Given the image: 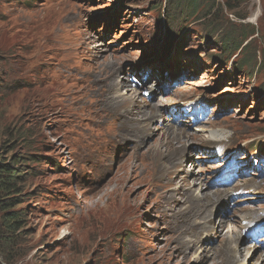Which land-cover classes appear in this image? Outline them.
<instances>
[{
	"label": "rangeland",
	"instance_id": "obj_1",
	"mask_svg": "<svg viewBox=\"0 0 264 264\" xmlns=\"http://www.w3.org/2000/svg\"><path fill=\"white\" fill-rule=\"evenodd\" d=\"M190 8L0 0V159L25 157L16 162L24 225L2 264H238L216 233L222 223L239 233V261L262 264L264 247L234 220L252 211L264 219V0ZM118 82L140 98L125 118L126 105L107 106L124 89ZM190 99L202 104L201 122L174 116ZM202 127L230 134L222 152L245 174L216 185L210 174L224 155ZM178 129L196 136L181 143ZM204 192L208 203L196 196Z\"/></svg>",
	"mask_w": 264,
	"mask_h": 264
},
{
	"label": "trees",
	"instance_id": "obj_2",
	"mask_svg": "<svg viewBox=\"0 0 264 264\" xmlns=\"http://www.w3.org/2000/svg\"><path fill=\"white\" fill-rule=\"evenodd\" d=\"M170 1V0H168ZM199 0H191V8L197 7ZM190 9H186V12H190ZM168 16V6L165 5L163 16ZM248 42H243L237 45L236 52L243 53L247 50ZM223 53H229L231 48L228 45H223L221 48ZM211 56H216L212 55ZM244 57L240 58L241 64L239 68L243 67ZM264 62L260 61L259 67L264 66ZM137 79V78H136ZM1 136V135H0ZM1 158V156H0ZM25 160V157L17 155L13 157L12 162H8L7 159H0V253L6 260H11V255L14 251V243L16 241V233L23 228V215L20 214L19 209L16 207L21 205V188L19 186L21 180V170L16 166V162ZM0 264H2L0 262Z\"/></svg>",
	"mask_w": 264,
	"mask_h": 264
},
{
	"label": "bare ground",
	"instance_id": "obj_3",
	"mask_svg": "<svg viewBox=\"0 0 264 264\" xmlns=\"http://www.w3.org/2000/svg\"><path fill=\"white\" fill-rule=\"evenodd\" d=\"M255 16V14L252 15V18ZM110 62V61H109ZM107 62L106 65L107 66H110V63ZM106 66V67H107ZM68 70L67 69H63L62 71H60L62 74L66 73ZM170 78L173 77V75L169 76ZM168 80V78H167ZM169 81V80H168ZM120 85L121 89L124 88L122 90V92H115V94L113 95L114 97L111 98L108 103H107V106H112L111 109L114 110L113 108H116V106L119 108L122 104L123 105H126L127 108H124L123 109V113H122V116L125 118V117H128L130 116V111L128 110L129 106L130 105H135V102L140 99L137 95H138V92L135 90H132L130 88H127L126 85L124 83H119L118 82V86ZM163 88V87H162ZM162 88L160 89L161 92L162 91ZM156 93H153L152 96H155ZM199 97V96H198ZM197 97V98H198ZM109 98H107L108 100ZM151 99V98H150ZM149 99V100H150ZM149 103H146L144 105L148 106ZM127 109V110H126ZM177 111H179V109H177ZM175 112V111H174ZM179 113H183L182 111H179ZM137 114H133L134 116L131 117L128 121L132 120V119H135V118H138L137 117ZM190 115H192L191 113H189ZM125 121V119L123 120ZM179 131L177 130H173V133H172V137H175L176 139H179V140H184L182 141L181 143H184L187 141V139H189V137L193 136L195 137L196 136V133H185L183 132L184 130L183 129H178ZM183 130V131H182ZM119 133V132H118ZM202 135V138H204L207 143H212V144H222L228 137L230 134H228L225 130L221 129V128H213V127H202L201 128V134ZM229 141V140H228ZM155 155V154H154ZM156 155H160V152H159V149L156 151ZM207 157V154L206 156ZM220 164L216 165L217 167L219 166ZM216 174V171L215 172H212L210 175V177L214 178V175ZM257 175L256 173H252V175ZM160 176L162 175H154V177L151 179V180H156V179H162L160 178ZM240 180V179H239ZM247 180V179H246ZM245 181V180H244ZM245 182H243L244 184ZM162 185L165 184L164 183H161ZM198 184V183H197ZM202 184V183H201ZM246 184V183H245ZM167 185V183L165 184V186ZM209 185V183H208ZM211 185V184H210ZM200 186V185H199ZM189 190H190V194H191V191H192V186H189L188 187ZM201 188V187H200ZM219 194L220 193H224L226 194V191L223 190L221 192H218ZM218 193H216L218 195ZM215 194V195H216ZM213 195V194H212ZM197 197L201 198L202 200H204V203H208L209 202V199H208V193H201V194H196ZM195 196V197H196ZM211 196V194L209 195ZM171 197V196H170ZM174 197V195H173ZM217 197V196H216ZM169 198V197H168ZM213 198V197H212ZM174 199V198H173ZM258 212H246V213H241L240 215H238L237 218H235L234 222H238V220L240 219V221H255V220H258L260 219L261 217L258 215ZM257 216V217H256ZM238 219V220H237ZM219 224V223H218ZM245 228V227H244ZM219 229V230H218ZM216 230V233L217 234H222L223 235L225 234V240L227 241H230V250L233 249L234 251L236 250L237 252V256H236V259L237 261L235 262H238V264H246L244 261H239V258L237 257H241V249L239 248V241L237 240V237L239 236V233L238 231H236L235 227L233 224H220L219 225V228ZM214 230H215V227H214ZM216 234V235H217ZM247 236V235H246ZM244 238V236H242ZM249 239V238H248ZM243 241V240H242ZM264 242V239L262 240ZM201 246V245H200ZM257 246V245H255ZM199 247V246H198ZM245 248L247 246H244ZM262 247V246H261ZM208 248V247H207ZM259 248H260V245H259ZM263 248V247H262ZM206 249V248H205ZM211 249V248H210ZM240 252V254H239ZM215 254V253H214ZM214 254H212V258L214 257ZM206 256V255H205ZM214 259V258H213ZM212 259V260H213ZM259 260H261L260 263L264 264L263 260H264V253L260 254ZM229 261H225V262H222L220 264H231V263H228ZM232 262V261H231ZM234 263V262H233ZM212 264H218L217 262L213 261ZM252 264H257V262L255 263H252Z\"/></svg>",
	"mask_w": 264,
	"mask_h": 264
}]
</instances>
